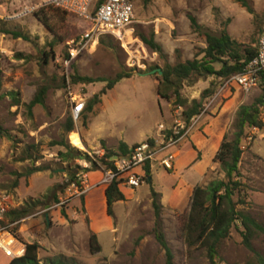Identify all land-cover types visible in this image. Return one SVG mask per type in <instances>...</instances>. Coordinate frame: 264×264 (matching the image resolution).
Returning a JSON list of instances; mask_svg holds the SVG:
<instances>
[{
	"label": "rangeland",
	"instance_id": "374dc122",
	"mask_svg": "<svg viewBox=\"0 0 264 264\" xmlns=\"http://www.w3.org/2000/svg\"><path fill=\"white\" fill-rule=\"evenodd\" d=\"M47 2L48 0H0V20L9 21L8 29L30 36L28 41L0 33L1 218L5 211L16 207L18 202L38 198L53 185L64 184L69 173L76 172L84 161L82 158L59 161L57 154L65 149L53 143L60 139L63 122L70 114L64 83L70 81L72 75L111 78L120 71L130 73L129 77L121 78L100 96V102L93 105L94 114L91 116L86 106L105 83L71 85L73 91L80 89L86 99L83 111L76 118L72 117L75 128L73 133L67 136V140L78 150L91 151L80 138V133L84 131V117L89 118L90 138L102 136L109 142L122 137L134 139L138 137L136 128L147 129L152 134L155 133L157 124L168 126L177 106L186 108L192 100L201 98V92L210 82L215 86L219 83V78L213 74L201 77L192 75L173 87L165 89L162 85L161 91L165 95V98H162L156 92L161 75L157 72L139 74L156 68L161 69L166 64L174 65L178 61L191 60L198 55L205 46V39L192 29L188 15L195 16L201 25L213 33H217L226 23L230 37L249 46L257 44L258 36L264 27V0H247L252 12L236 0H135L131 30L124 33L122 40L112 35H102L95 45L88 47L68 67H64L61 58L66 50V42L82 34L88 24L77 16L45 5ZM30 6L37 7L31 12H25ZM40 10L45 12L54 33L47 31L36 19L35 14ZM140 33L147 37L153 33L161 51L158 53L149 49L140 39ZM59 37H62L64 42L58 43ZM50 49L55 53L53 59L49 56ZM45 53L48 54L46 57ZM45 58L47 61H44ZM213 66L215 69L219 68L217 63ZM173 88L178 90L180 99L186 102L185 105H177L180 100L173 95ZM40 89H44L43 103L35 104L30 114L24 105H11L12 92L18 94L23 104H27ZM249 94L253 95L254 90H250ZM257 97H254L251 103ZM234 118L235 115L226 133L228 139L234 131ZM205 119L203 114L191 133L199 130ZM259 119L262 127L247 128L246 136L242 140L239 170L244 184V202L238 203L236 210L249 214L264 227V107L260 110ZM188 137L179 144L178 149ZM28 145L35 146L40 152L41 157L35 162L29 159L19 161ZM32 163L36 166H49V169L17 178L14 173L23 172ZM151 170L159 172V179L164 185L170 184L171 177L164 168L154 167ZM151 170L149 169V172ZM224 178V171L219 163L215 162L200 186ZM16 179L18 195L14 191L16 187L12 186ZM144 182L135 189L132 196L114 206L116 219L123 225L120 228L123 235L117 239L115 247H110L103 241L101 250L91 254L88 244L80 240L76 251L72 253L66 248L67 238L61 233L63 238L56 248L50 245L48 238L45 239L47 249L40 245L39 257L42 259L46 255L64 254L73 256L79 264H166L165 251L154 236L156 219L150 195L152 186H149L146 179ZM36 193L38 194L35 196H25ZM20 196H23L22 199ZM158 199L161 203L160 194ZM190 199L191 194L186 195L176 208L162 205L161 229L172 250L173 264H207L204 249L198 246L188 249L181 235ZM237 200V195H234L233 201ZM65 208L60 209L61 212ZM46 209L39 207L32 214L35 216L30 217H41L43 228L44 212L50 211ZM56 211L57 209H51L52 214ZM79 221L80 224L74 230L80 239L85 226L80 216L77 218V222ZM13 228L18 234V227L14 224L8 225L6 231ZM42 233L43 230L36 234L38 239ZM251 245L264 258V232H256L251 239ZM219 257V264H257L256 254L242 243L241 234L234 227L221 244Z\"/></svg>",
	"mask_w": 264,
	"mask_h": 264
},
{
	"label": "trees",
	"instance_id": "16d2710c",
	"mask_svg": "<svg viewBox=\"0 0 264 264\" xmlns=\"http://www.w3.org/2000/svg\"><path fill=\"white\" fill-rule=\"evenodd\" d=\"M144 1L148 2L149 0ZM236 1L245 6L249 12H252L251 8L248 6L247 0ZM99 2L100 0H98V3ZM35 15L36 19L47 31L54 33L53 27L49 24L43 10L38 11ZM188 17L191 22L192 29L202 35L205 39V46L198 53V55L201 56L200 58H197V55L191 60L188 59L185 61H178L174 65L166 64L162 67L161 80L157 85L156 92L160 97L165 98L164 93L161 91L162 85L165 89H167L169 87H173L182 80L188 79L192 75L201 77L207 74H213L216 75L220 81L216 86L213 82H210L209 86L201 92V98L199 100H192L191 104L183 109L182 114L185 118H189L199 113L203 108L204 103L207 99L213 96L219 85L230 76L240 73L243 70L244 65L256 54V45L249 46L238 43L230 37L225 26L226 23H224V26H222L217 33H213L208 28L201 25L195 16L188 15ZM8 22V20H0V33L9 34L15 38L21 37L24 40H30V36L28 34L8 29ZM105 36L109 35L106 34ZM139 37L152 51L158 53L161 51L160 45L155 41L153 33L148 37L140 33ZM62 42H64V39L59 37L58 43ZM49 53V56L53 59L55 57L54 51L50 49ZM47 55L48 54L45 53L44 57ZM44 61H47V59L45 58ZM215 63L219 65L218 69L214 68L213 65ZM129 76L130 73H126L124 71L117 72L115 76L111 78H94L91 76L72 75L69 82L71 84H91L94 82L105 83L101 91L98 94H94L86 106L87 110L91 112L93 105L100 102L101 95L111 89L121 78ZM64 84L66 86V81ZM172 93L180 100L177 105H185L186 102H183L180 99L179 92L176 88H173ZM43 97L44 89H40L29 103L23 104L18 97V94L16 92H12L11 105H16L17 107L24 105L27 108L28 114H30L31 109L35 104L43 103ZM213 105L214 104H212V106ZM262 107H264V104L262 102L261 93L251 104H242L238 107L235 112L233 122L234 131L232 133V137L228 139L226 135L224 136L219 149L214 156V161L218 162L221 166L225 173V178L212 180L206 186L198 185L193 189L189 208L185 213L184 221L182 223L181 235L188 249L195 246L204 249L207 264H219L220 246L229 236L232 227L239 230L242 237V243L256 254L257 264H264V258L257 253L251 245L252 237L258 231L264 232V227L249 214L236 210V205L244 202V184L241 180L242 174L239 170V162L242 154V140L246 136L247 128L262 127V122L259 119V113ZM207 115H211L210 109L207 111ZM87 119V117H84V126L87 124ZM74 128L75 124L70 111V114L66 116V119L63 122V133L60 139L53 142L54 144L61 145L65 149L64 151L58 152L57 155L59 156V161H70L72 159L82 158L86 161H91L92 168L97 167L98 164L96 161L91 159L86 152L78 150L73 143H70L67 140V136L73 133ZM100 145L105 150L104 158L112 155L127 154L129 149L132 147L122 141L118 143L116 148L107 147L103 140L100 141ZM23 152L24 155L19 158V161L29 159L32 162H35L41 157L39 150H37V148L33 145L26 146ZM100 160L104 161L103 158ZM105 164L108 167L111 166L110 162H105ZM46 169H49V166L42 164L36 166L32 163L23 172H15L14 174L17 178L21 176L27 177L34 172ZM75 173L76 172H70L68 180L64 184H55L50 187L46 193L40 195L38 198H31L24 201L19 206L5 211L3 213V217L0 218V227L8 229V225L14 223V225H17L19 220L33 214L37 208H48L53 203L57 202L59 195L63 193L67 184L73 181ZM148 175L149 169H146V177ZM17 183L16 179L14 180L12 186L16 187ZM150 195L156 219L154 236L165 251L166 264H173L172 250L169 247L165 234L161 229L162 204L158 199L159 193L150 187ZM234 195H237L238 197L237 202L233 201ZM105 197L107 203V213L113 216V204L117 201H123L125 199L115 181H112L108 186H106ZM8 232L23 243L24 250L20 256L11 258L7 264H79L73 256H67L64 254L54 256L46 255L41 259L39 257L40 245L38 243L24 242L16 233L15 228L9 229ZM88 250L91 254L97 253L101 250V246L98 244L96 237L93 234L89 236Z\"/></svg>",
	"mask_w": 264,
	"mask_h": 264
},
{
	"label": "crops",
	"instance_id": "0c3cea01",
	"mask_svg": "<svg viewBox=\"0 0 264 264\" xmlns=\"http://www.w3.org/2000/svg\"><path fill=\"white\" fill-rule=\"evenodd\" d=\"M253 90L254 94L250 95L249 92L245 93L239 86L233 84L229 88L224 89L218 96L219 98L214 100V106L210 109L211 115H206V119L200 129L191 133L188 140H185L180 145L173 168L165 171L168 176L170 175L171 177L169 185H164L161 179H159L160 174L158 171L151 170L149 172L146 180L148 181L149 186L151 185L154 190L160 194L161 204L163 206L172 208L178 207L183 202L186 195H192L194 187L204 183L208 170L215 164L214 156L230 127L231 121L238 107L242 104L251 103L252 99L259 96L261 93L259 88H254ZM93 114L94 109L90 112V116ZM82 129L84 131L80 133V138L85 147L92 152L103 149L100 145L101 140L104 141L107 147L116 148L121 141L128 146H132L137 142L157 136L156 129L155 133L150 134V131L147 129L139 127L136 128L138 137L134 139L131 137H122L121 139H117V141L109 142L102 136L90 138L88 130L89 118L86 126H83ZM165 172H163L164 175ZM86 174L89 189L81 198H72L63 213L60 209H57L55 214H52L51 210L46 212L48 213V221L45 218L46 213H44L45 228H43L41 222L42 218L37 217L31 219V216H35L32 214L19 220L17 223V231L24 242H36L46 248L47 244L44 241L48 238L50 245L56 248V245L61 243V238L65 237L67 238L66 248H68L69 252L73 253L76 251L77 243L80 240L88 244L89 236L93 234L101 247L103 241L108 243L110 247H115L117 239L123 235V231L120 229L123 225L119 224L116 219L114 206L116 203L122 201H117L113 204V216L109 215L107 213L105 197L106 186L99 184L102 178L101 171L98 168L91 167L87 169ZM135 189L120 188L119 190L123 193L125 199H127L128 196H132ZM14 191L16 195L19 194L17 187ZM38 193L34 195L26 194L25 196H35ZM23 196H20V199H22ZM19 203L20 202L17 203V206L21 204ZM70 209L71 214L69 215ZM75 211H77L76 214L74 213ZM79 216L82 218L85 226L83 235L80 239L78 238L77 231L74 230L80 224V221L77 222ZM24 221L25 223H22ZM41 230H43V235L38 239L36 234L41 232ZM6 232L11 235L8 231ZM61 233L63 234V237L61 236ZM0 237L3 239L7 238L4 233L0 234ZM114 247H112V252L114 251ZM10 248L12 254L6 255L0 247V264H7L11 258L18 256L16 252L23 250L24 245L14 237ZM20 254L21 253H19V255Z\"/></svg>",
	"mask_w": 264,
	"mask_h": 264
},
{
	"label": "built area",
	"instance_id": "2783aa9c",
	"mask_svg": "<svg viewBox=\"0 0 264 264\" xmlns=\"http://www.w3.org/2000/svg\"><path fill=\"white\" fill-rule=\"evenodd\" d=\"M135 0H48L45 5L54 7L62 12L77 16L86 21L87 29L77 37L66 42V50L61 58L62 65L68 67L77 56L87 50L88 47L97 43L102 35H112L122 40L124 33L131 30L130 26L134 17ZM37 6L26 8L25 12H31ZM38 9V8H37ZM66 98L72 117L76 118L85 108L86 96L78 90H72V84L66 82ZM239 86L243 92L248 93L254 88H259L264 104V27L258 36L256 54L248 61L240 73L225 79L217 88L212 97L207 99L199 113L185 118L183 108L177 106L171 116V123L165 126L157 124V136L145 139L132 145L127 154L112 155L105 157V150L88 151L82 150L97 162V167L102 178L99 184L108 186L115 181L118 188L139 187L146 179V169L154 167L171 170L174 165L179 144L190 135L200 118L213 108L214 100L224 89L232 85ZM97 156V157H95ZM101 158L104 161L100 160ZM110 162L111 166H106ZM92 167L91 161H83V164L75 173L73 181L65 187L58 201L46 210L65 208L72 198H81L89 189L87 169ZM75 214L77 211L74 212ZM6 234L7 238L0 237V247L6 255H11V243L14 236L9 235L4 227H0V234ZM24 250V249H23ZM23 250L16 252L20 256ZM19 253H21L19 255Z\"/></svg>",
	"mask_w": 264,
	"mask_h": 264
},
{
	"label": "water",
	"instance_id": "95a60500",
	"mask_svg": "<svg viewBox=\"0 0 264 264\" xmlns=\"http://www.w3.org/2000/svg\"><path fill=\"white\" fill-rule=\"evenodd\" d=\"M154 72H157L159 75H161V69L160 68H156V69H152L151 71L149 72H144V73H139L140 75H148V74H152ZM45 218L46 220L48 221V213L45 214Z\"/></svg>",
	"mask_w": 264,
	"mask_h": 264
}]
</instances>
